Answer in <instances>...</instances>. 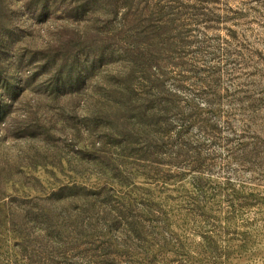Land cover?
<instances>
[{
  "label": "rangeland",
  "instance_id": "374dc122",
  "mask_svg": "<svg viewBox=\"0 0 264 264\" xmlns=\"http://www.w3.org/2000/svg\"><path fill=\"white\" fill-rule=\"evenodd\" d=\"M39 1L0 0V264H264V0Z\"/></svg>",
  "mask_w": 264,
  "mask_h": 264
},
{
  "label": "trees",
  "instance_id": "16d2710c",
  "mask_svg": "<svg viewBox=\"0 0 264 264\" xmlns=\"http://www.w3.org/2000/svg\"><path fill=\"white\" fill-rule=\"evenodd\" d=\"M40 4H42L43 6H45L44 5V3L40 0L39 2H38V5H40ZM43 6H40V7H42V8H44ZM164 180H162V182L165 184V183H167V184H172V182L171 181H174V180H169L170 178H163ZM164 188L165 189H167V187H165V185H164ZM210 248H211V252L214 250V248L212 247V246H210Z\"/></svg>",
  "mask_w": 264,
  "mask_h": 264
}]
</instances>
